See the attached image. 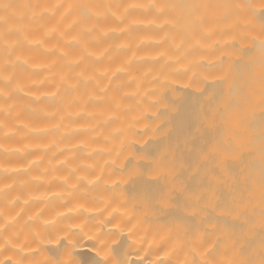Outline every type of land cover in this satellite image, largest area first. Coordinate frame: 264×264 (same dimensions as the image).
<instances>
[{
	"label": "bare ground",
	"instance_id": "1",
	"mask_svg": "<svg viewBox=\"0 0 264 264\" xmlns=\"http://www.w3.org/2000/svg\"><path fill=\"white\" fill-rule=\"evenodd\" d=\"M262 4L0 0V264H262Z\"/></svg>",
	"mask_w": 264,
	"mask_h": 264
},
{
	"label": "snow or ice",
	"instance_id": "2",
	"mask_svg": "<svg viewBox=\"0 0 264 264\" xmlns=\"http://www.w3.org/2000/svg\"><path fill=\"white\" fill-rule=\"evenodd\" d=\"M3 7H4V8H8L9 5H6V4H5V5H3ZM237 7H238V8H239V7H245V8H247L248 10H250L251 12H253V14L255 13V10H256V9H255V6H254L252 3H247V4H245V5H237ZM80 8H81L82 14L87 15V6H86V5H81ZM261 8L264 9V4L261 5ZM261 15L264 16V12H262ZM259 48H260V52H261L262 57H264V39H262V40L260 41ZM10 222H11V221L9 220L8 223H6L5 225H2V226H0V227L6 229L7 226H8V224H9ZM6 264H10V261H9V262H6ZM55 264H62V261L57 260V261L55 262ZM97 264H107V261H105V260H101V261H98ZM116 264H126V262L123 261V260H117V261H116ZM161 264H162V262H161ZM262 264H264V262H262Z\"/></svg>",
	"mask_w": 264,
	"mask_h": 264
}]
</instances>
